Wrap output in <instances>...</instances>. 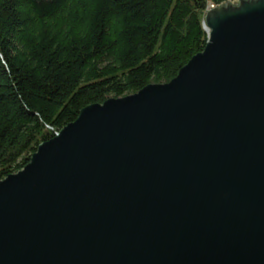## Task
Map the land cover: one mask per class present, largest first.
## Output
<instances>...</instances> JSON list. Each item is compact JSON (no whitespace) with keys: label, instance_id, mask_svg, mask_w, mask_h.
<instances>
[{"label":"water","instance_id":"water-1","mask_svg":"<svg viewBox=\"0 0 264 264\" xmlns=\"http://www.w3.org/2000/svg\"><path fill=\"white\" fill-rule=\"evenodd\" d=\"M237 1L170 82L86 106L0 181V264H264V0Z\"/></svg>","mask_w":264,"mask_h":264},{"label":"trees","instance_id":"trees-1","mask_svg":"<svg viewBox=\"0 0 264 264\" xmlns=\"http://www.w3.org/2000/svg\"><path fill=\"white\" fill-rule=\"evenodd\" d=\"M237 0H0V181L109 98L165 84Z\"/></svg>","mask_w":264,"mask_h":264},{"label":"rangeland","instance_id":"rangeland-1","mask_svg":"<svg viewBox=\"0 0 264 264\" xmlns=\"http://www.w3.org/2000/svg\"><path fill=\"white\" fill-rule=\"evenodd\" d=\"M237 2H238V1H236L235 3H232V5H233V6H236Z\"/></svg>","mask_w":264,"mask_h":264},{"label":"built area","instance_id":"built-area-1","mask_svg":"<svg viewBox=\"0 0 264 264\" xmlns=\"http://www.w3.org/2000/svg\"><path fill=\"white\" fill-rule=\"evenodd\" d=\"M213 8H214L213 6H210L208 10H211V9H213Z\"/></svg>","mask_w":264,"mask_h":264}]
</instances>
